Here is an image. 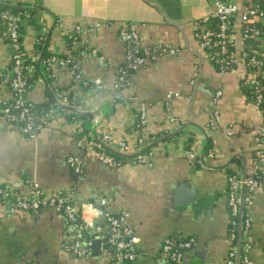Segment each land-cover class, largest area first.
<instances>
[{"label":"crops","instance_id":"0c3cea01","mask_svg":"<svg viewBox=\"0 0 264 264\" xmlns=\"http://www.w3.org/2000/svg\"><path fill=\"white\" fill-rule=\"evenodd\" d=\"M3 1L34 10L22 22V42L27 54H39L38 64L55 54L74 56L79 66L78 78L68 65H52L50 78L38 66L41 77L27 92L28 100L45 103L55 98L52 88H57L84 103L64 107L49 102L54 118L33 138L0 115V182L23 196L31 194L33 183L46 196L71 194L78 209L106 198L108 211L129 213L128 223L139 238L134 264H166L163 241L168 237L196 241L182 249L181 264H227L228 178L232 172L252 173L264 113L243 87L242 65L221 71L196 38L195 23L211 11V1L0 0V4ZM232 1L242 6L247 0ZM252 1L264 5V0ZM125 23L137 25L143 45L163 44L175 53L148 61L120 91L114 85L126 65L127 47L119 37ZM74 25L82 30L78 41L69 45ZM241 26L236 17V29ZM46 50L49 56L44 58ZM10 63L11 49L0 29V72ZM169 93L174 95L167 105ZM12 98L10 88L0 86V109ZM143 102L148 105L147 120L139 125ZM73 109L87 115L76 117ZM213 112L219 115L214 124ZM171 115L176 121L169 120ZM79 128L93 138L109 133L124 140L130 154L119 152L123 156L132 155L143 138L153 153L151 164L127 160L119 167L106 165L76 145L73 134ZM209 146L213 156L206 152ZM188 150L197 155L195 160L188 157ZM261 150L264 153V139ZM69 157L81 163V173L73 170ZM261 166L264 176V154ZM245 207L250 223L241 233V247L249 239V264H264V184ZM0 212V264H112L115 258L101 241L91 245L90 254L66 249L76 235L62 211L46 207L11 212L0 202ZM86 217L92 223L90 232L105 234L110 229L94 210H87Z\"/></svg>","mask_w":264,"mask_h":264},{"label":"built area","instance_id":"2783aa9c","mask_svg":"<svg viewBox=\"0 0 264 264\" xmlns=\"http://www.w3.org/2000/svg\"><path fill=\"white\" fill-rule=\"evenodd\" d=\"M211 11L203 17L196 25V38L200 45L206 50L208 58L221 71L234 70L237 64L243 67V87L252 98V102L264 113V5L252 0H247L242 6H239L232 0H210ZM4 4L8 3L3 1ZM27 5H18L22 8L20 12L9 10L0 11V18L5 25L4 35L11 49L12 65L7 69L4 75L0 72V86L9 87L13 98L5 101L0 109V115L10 123H16L22 132L35 137L37 133L47 123L54 118V110L39 111L34 103L28 100L26 94L35 84L30 82V74L35 69L39 54L29 55L23 48L22 42V22L28 17ZM236 17L240 18L242 26L238 31L236 29ZM82 30L80 25H74L71 28V36L74 37ZM119 37L126 44V67L127 69L137 70L144 66L148 61L156 59L158 56L166 53H175V50L168 48L163 44L154 46L143 45L135 23H125L119 30ZM87 54V52H83ZM28 59V62H26ZM54 64L68 65L76 78H78L79 66L74 56L65 59L53 54L39 63L38 66L44 70L45 77H52L51 66ZM4 70V71H5ZM29 76V77H28ZM132 76L126 72L119 74L115 88L123 91L131 85ZM100 86V85H97ZM55 97L64 107L68 105L82 106V99H74L65 95L57 88L53 89ZM221 91H217L219 96ZM174 94L169 93L166 97V103L169 105L171 97ZM62 107V106H61ZM63 108V107H62ZM148 105L142 103L138 117V124L143 125L147 120ZM170 121H176L175 116L169 117ZM219 115L213 112V124L218 122ZM39 130V131H38ZM230 133V131H229ZM76 145L84 151L94 153L100 161L112 167L123 165L114 155L110 154L102 146L113 148L112 151L130 154V148L124 140H116L112 134L103 133L98 139L89 138L79 128L73 134ZM258 155L254 161L253 171L250 175L230 174L228 178V209L230 216L229 237L231 241L229 257L227 264H238L239 248L236 242V225L239 223L243 229L249 227V217L247 212H241L242 199L244 200V209L246 204L251 201L254 190L264 184V180L257 179L255 174L262 171L261 161L263 152L261 144L264 139V131L258 130ZM147 142L140 139L132 159H127L131 163L151 164L153 153L146 146ZM110 146V147H109ZM102 147V149H100ZM191 160L196 159V154L192 150L186 151ZM208 156H213L209 152ZM125 160V161H127ZM69 164L76 173H81V163L75 157H69ZM245 185L243 196L242 189ZM0 202L2 206L11 212L19 210H36L46 207L62 211L67 220L75 230L76 239L71 245H66L74 254L81 255L91 253L93 240L98 239L103 246L110 247L115 258L112 264H134L136 260V247L139 238L133 227L128 223L129 213L121 211L112 213L106 209L108 203L106 198L95 199L94 202L87 203L81 209L75 206L71 194H57L46 196L36 183L32 184V192L28 196H23L14 190L10 185H0ZM87 210L95 212L98 217L105 220L110 229L108 232L96 234L89 231L92 226L90 220L86 217ZM2 212H0V224L2 222ZM244 216V217H243ZM196 244L194 238L178 239L177 237H168L163 241V251L167 254L166 264H181L182 249H187ZM86 247V251L84 250ZM251 248L249 239L245 240L241 247L240 264H249L248 251ZM240 257V255H239Z\"/></svg>","mask_w":264,"mask_h":264},{"label":"trees","instance_id":"16d2710c","mask_svg":"<svg viewBox=\"0 0 264 264\" xmlns=\"http://www.w3.org/2000/svg\"><path fill=\"white\" fill-rule=\"evenodd\" d=\"M2 10H9V11H13V12H20L21 10H22V8H19V7H16V6H10V5H6V4H0V11H2ZM28 17H32L33 15H34V10H32V9H28ZM0 29H1V31H2V33L4 34V31H5V25H4V23H3V20L0 18ZM5 36V35H4ZM40 38V41H39V45L37 46V48L39 49V50H41V48H42V41H43V37H42V35L39 37ZM76 41H78V36L76 35V36H74V37H69L68 38V43H69V45H72L74 42H76ZM81 51L82 52H87V50H86V48H82L81 49ZM47 56H49V53L47 52V50H46V52H45V54H44V58L45 57H47ZM58 57H60V58H63V59H65L66 57L65 56H63V55H57ZM26 62H28V59H26ZM31 64H34V65H36L35 66V69L32 71V74H30L29 76H30V82H32L33 84H35L36 83V81H37V79L39 78V77H41V75H40V70L39 69H37V67H38V62H30ZM11 65H12V61H11V63L9 64V66L7 67V69L8 68H10L11 67ZM135 70H133V69H127V67H126V65H125V67L123 68V70L121 71V73L122 72H126V73H128V75H132L133 74V72H134ZM5 73H7L6 72V70L5 71H3L1 74L2 75H4ZM28 76V77H29ZM0 79H1V76H0ZM52 89H54V88H52ZM30 90V89H29ZM252 99V98H251ZM52 101L53 102H55L56 104H58V105H61V102L55 97L54 99H50L49 101H47V102H45V103H34V105H35V107L36 108H38V110L39 111H41V110H47L48 108H50V105H49V102L50 103H52ZM72 115H74V116H76V117H82V114L81 113H78V112H74V113H71ZM22 131V130H21ZM39 131V130H38ZM88 136H89V138H92L93 139V136L90 134V133H88L87 131H84ZM24 133V132H23ZM27 137H29V138H31L29 135H27L26 133H24ZM96 140V139H95ZM192 140H194L193 139V137H191L190 138V143H188V147L191 145V141ZM102 147H104L105 148V150H107L110 154H112V155H114L118 160H121L122 161V163L124 164L126 161L125 160H127V159H132L133 158V156L134 155H130V156H123V155H121V154H119L118 152H115V151H112V150H110L107 146H102ZM102 147L100 148V149H102ZM210 146L207 148V154L210 152L209 150H210ZM231 174H235L234 172H232ZM255 177L257 178V179H261L262 181L264 180V176H263V172L262 171H258L257 172V174H255ZM0 185L1 186H6V185H8V184H5V183H2V182H0ZM15 191H17L16 189H14ZM18 193H19V191H17ZM246 206H247V204H246ZM247 211H246V207H245V209H244V213H246ZM244 217V216H243ZM240 228H241V230L243 231L244 229H243V227L238 223L237 225H236V233H237V239H236V242H237V244H238V241H239V235H241V237H242V234L240 233ZM241 254H242V256L244 255L243 254V251L241 252L240 251V257H239V264H240V258H241Z\"/></svg>","mask_w":264,"mask_h":264},{"label":"water","instance_id":"95a60500","mask_svg":"<svg viewBox=\"0 0 264 264\" xmlns=\"http://www.w3.org/2000/svg\"><path fill=\"white\" fill-rule=\"evenodd\" d=\"M40 60H42V56L40 57ZM74 111L78 112V113H81V114H86L85 112H82V111H78L76 109H73ZM95 133V132H94ZM94 137L96 139H98V136L95 134ZM112 150V149H111ZM242 193H243V196H244V193H245V185L243 186V189H242ZM244 210V200L242 199V204H241V212H243ZM240 233H242V230L240 228ZM99 240L98 239H95L93 240L92 244H99ZM238 248H239V255H240V250H241V235H239V241H238ZM239 255H238V264H239Z\"/></svg>","mask_w":264,"mask_h":264}]
</instances>
